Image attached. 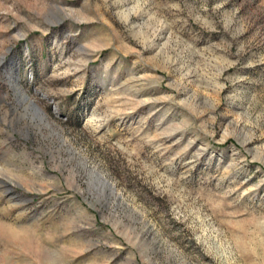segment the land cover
<instances>
[{"label":"rangeland","instance_id":"obj_1","mask_svg":"<svg viewBox=\"0 0 264 264\" xmlns=\"http://www.w3.org/2000/svg\"><path fill=\"white\" fill-rule=\"evenodd\" d=\"M0 264H264V0H0Z\"/></svg>","mask_w":264,"mask_h":264},{"label":"bare ground","instance_id":"obj_2","mask_svg":"<svg viewBox=\"0 0 264 264\" xmlns=\"http://www.w3.org/2000/svg\"><path fill=\"white\" fill-rule=\"evenodd\" d=\"M24 98L26 99V101H29V100H27V98H26L25 96H24ZM30 106H31L32 108L36 109V107L33 106L32 102H30ZM36 111H37V112H40V110H37V109H36Z\"/></svg>","mask_w":264,"mask_h":264},{"label":"water","instance_id":"obj_3","mask_svg":"<svg viewBox=\"0 0 264 264\" xmlns=\"http://www.w3.org/2000/svg\"><path fill=\"white\" fill-rule=\"evenodd\" d=\"M15 81L17 82V80L15 79Z\"/></svg>","mask_w":264,"mask_h":264}]
</instances>
